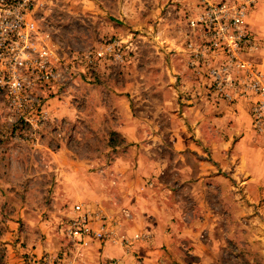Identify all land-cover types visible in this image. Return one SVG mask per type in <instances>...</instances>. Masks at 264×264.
<instances>
[{"label": "rangeland", "instance_id": "1", "mask_svg": "<svg viewBox=\"0 0 264 264\" xmlns=\"http://www.w3.org/2000/svg\"><path fill=\"white\" fill-rule=\"evenodd\" d=\"M190 4L191 0H39L38 24L48 34L58 64L69 65L70 73L65 71L57 91L44 99L48 118L43 122L18 120L0 94V264H33L31 258L65 247L63 228L72 205L100 208L102 199L103 205L112 206L123 198L122 184L130 193L129 172L138 155L154 163L160 146H171L172 139L161 137L167 120L159 115L154 126L146 121L152 136H142L138 143L117 129L128 133L132 120L142 115L138 106L146 107L144 82L159 85L170 79L162 71L170 65L168 54L182 51ZM258 16L264 22V10ZM83 54L89 59H79ZM159 108L154 106V113L159 114ZM183 123L175 119L174 127ZM224 138H219L220 146ZM140 141L148 142L150 152L137 150ZM207 148L202 146L205 153L186 150V161L216 162V176L232 180V170L219 167ZM207 174L201 166L196 177L186 180L195 183ZM158 178L162 185L154 192L160 198L173 193L163 192L172 186L170 175L151 173L147 183ZM186 186L191 185L178 191L186 200L168 221L163 217L165 225L160 212L152 215V246L158 251L154 258L138 252L124 264H264V201L244 195L227 199L221 184L223 191L214 197L207 184L195 183L194 190ZM200 192L211 199L192 201L190 194ZM157 204L161 203L154 200L153 207Z\"/></svg>", "mask_w": 264, "mask_h": 264}, {"label": "crops", "instance_id": "2", "mask_svg": "<svg viewBox=\"0 0 264 264\" xmlns=\"http://www.w3.org/2000/svg\"><path fill=\"white\" fill-rule=\"evenodd\" d=\"M263 10L264 0L259 2L250 12L247 23L258 42L250 55V59L255 61L264 73V22H261L258 16ZM255 17L256 20H254ZM182 36L185 37L184 34ZM180 49L182 51L179 54H168L170 65L162 71L170 79L162 81L159 85L152 81L144 82L146 91L143 104L146 107L141 108L138 106L139 110H143L142 115L139 118L136 117L135 121L132 120L133 122L130 123L127 130L128 133H124V130L120 127L119 129L116 128L120 135H124L130 141L138 143V140L143 138L142 136H152V126L146 121L152 122L154 126V120L157 119L155 116L159 115L160 120H167L166 125L163 124L161 127V137L172 139L171 146L163 143L160 146V152L163 155H160L159 161L154 163L138 155L137 164L129 172V178H132L127 184L131 189L130 193L127 186L122 184V199H118L110 207L103 205V200L100 199V208L116 222L115 229L119 234L129 235L131 232H139L143 234V237L136 240L129 250L119 241L99 242L90 240L88 244L72 250L70 264H124L138 252L149 260L153 259L155 252L158 251H156V247L152 246L151 232L155 229L151 228L154 220L152 215L156 216V213L160 212L163 225H165L166 222L163 217H166L167 220L171 213L172 215L177 214L176 212H178L180 206L179 202L186 200L178 192L184 184L191 185L190 188L186 186L190 190L195 189V186H192L195 183L197 185L207 184L208 190L211 192L209 196L212 197L219 190L220 192L223 191L221 184L226 188V193L222 192L221 194H227L225 196L227 199L244 195L247 200L264 201V140L255 135L251 128L248 101L240 99L232 105L221 104L218 107H213L207 103L205 97L201 93L199 94L194 87L195 83L192 81L194 77L187 68V57L183 44ZM172 79H175L176 83H172ZM187 103H190V105L187 106ZM156 105L160 106L158 109L159 114L158 112L154 113V106ZM173 108L178 110L171 111ZM140 118H144V120ZM175 119L186 124L183 123L175 128ZM128 121H131V118ZM221 137H225L221 140L222 146H220L221 142L218 141ZM193 138L199 140L200 147L195 145ZM202 146L208 147V153L214 161H220L219 167L232 170V180L220 179L216 176V162L209 163L200 158V160H197L198 164L191 165L186 161L188 159L185 153L186 150L195 149L205 153L202 152ZM148 147L147 141H140L137 150L140 153H148L150 152ZM201 166L207 171L206 176L199 177V180L195 183L186 180L194 175L196 177ZM151 173H156L160 177L170 175L172 186L177 187L175 189L172 186L168 187V185L164 187L163 192L165 194L166 190H172L173 193L165 194V197L161 196L160 198L154 192L158 184L162 185L159 178L156 179V182L147 183ZM127 178L128 175L125 176V179ZM238 188L241 191L239 193L237 192ZM204 195L206 194H202V192L192 193L190 198L192 201L200 198L202 200L206 197L211 199L209 196ZM166 199L170 204L164 203ZM154 200L157 203L160 202L161 206L157 204L156 207H153ZM95 206L97 205L95 204ZM122 208L130 210V217L121 212ZM163 210L166 213H162ZM65 244H67V241H65Z\"/></svg>", "mask_w": 264, "mask_h": 264}, {"label": "built area", "instance_id": "3", "mask_svg": "<svg viewBox=\"0 0 264 264\" xmlns=\"http://www.w3.org/2000/svg\"><path fill=\"white\" fill-rule=\"evenodd\" d=\"M261 1L191 0L183 47L198 93L209 104L232 105L246 99L251 128L264 140V73L250 59L256 38L247 23ZM38 5L39 0H0V94L15 117L27 122L47 120L44 99L57 91L63 73H70L69 65L58 64L48 34L38 24ZM79 59L87 60L89 54ZM121 212L130 217L128 208ZM115 224L101 208L75 203L63 228L65 247L31 261L70 264L72 250L90 240L119 241L129 250L143 237L139 232L119 234Z\"/></svg>", "mask_w": 264, "mask_h": 264}]
</instances>
